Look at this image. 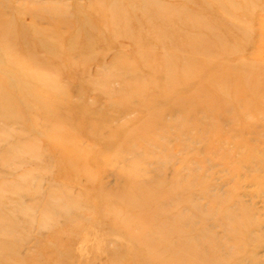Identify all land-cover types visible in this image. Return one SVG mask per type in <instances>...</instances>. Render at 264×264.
I'll list each match as a JSON object with an SVG mask.
<instances>
[{
  "label": "rangeland",
  "instance_id": "1",
  "mask_svg": "<svg viewBox=\"0 0 264 264\" xmlns=\"http://www.w3.org/2000/svg\"><path fill=\"white\" fill-rule=\"evenodd\" d=\"M207 263L264 264V0H0V264Z\"/></svg>",
  "mask_w": 264,
  "mask_h": 264
},
{
  "label": "bare ground",
  "instance_id": "2",
  "mask_svg": "<svg viewBox=\"0 0 264 264\" xmlns=\"http://www.w3.org/2000/svg\"><path fill=\"white\" fill-rule=\"evenodd\" d=\"M171 245V244H170ZM209 249H210V247H209ZM211 250H213L214 251V249L211 247ZM179 252V251H178ZM201 257L198 259L199 261L198 262H200V260L202 259V261H201V263L203 262V255H200ZM209 256V255H208ZM205 263V262H204ZM208 264V263H207Z\"/></svg>",
  "mask_w": 264,
  "mask_h": 264
}]
</instances>
